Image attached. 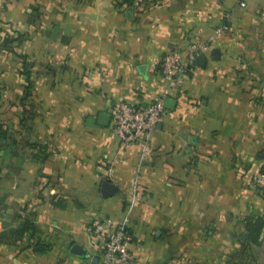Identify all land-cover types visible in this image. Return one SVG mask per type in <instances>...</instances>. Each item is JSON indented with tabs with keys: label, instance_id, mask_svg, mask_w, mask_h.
<instances>
[{
	"label": "crops",
	"instance_id": "1",
	"mask_svg": "<svg viewBox=\"0 0 264 264\" xmlns=\"http://www.w3.org/2000/svg\"><path fill=\"white\" fill-rule=\"evenodd\" d=\"M121 2L0 0V264H100L106 218L133 264L244 263V219L264 218V0ZM221 26L171 89L164 55ZM162 98L150 147L122 146L112 108ZM248 252L264 264V231Z\"/></svg>",
	"mask_w": 264,
	"mask_h": 264
},
{
	"label": "built area",
	"instance_id": "2",
	"mask_svg": "<svg viewBox=\"0 0 264 264\" xmlns=\"http://www.w3.org/2000/svg\"><path fill=\"white\" fill-rule=\"evenodd\" d=\"M226 29V26L216 28L205 41L200 37L195 38L186 52L173 50L164 55L161 71L169 80L171 89L179 87L180 77L192 70L196 59L213 46ZM165 113L164 98L144 105L119 102L110 113L113 133L122 146L137 145L142 150H147ZM254 185L264 190V173L255 179ZM92 235L95 246L100 247L102 251L100 264L135 262L136 258L132 251L134 236L125 222L116 224L110 218L99 220L93 226Z\"/></svg>",
	"mask_w": 264,
	"mask_h": 264
},
{
	"label": "trees",
	"instance_id": "3",
	"mask_svg": "<svg viewBox=\"0 0 264 264\" xmlns=\"http://www.w3.org/2000/svg\"><path fill=\"white\" fill-rule=\"evenodd\" d=\"M121 5L132 6L135 0H121ZM23 74L26 76L28 81V86L26 88L25 98H28L32 94V83L30 81V74L28 69H24ZM8 133L4 127L0 124V140H7ZM244 225L246 229V246L239 254L238 259L240 262L252 264V257L248 254V250L252 246H260L262 244V234L264 231V218L258 216H247L244 219ZM29 227V224H26L25 227ZM251 260V261H250Z\"/></svg>",
	"mask_w": 264,
	"mask_h": 264
},
{
	"label": "water",
	"instance_id": "4",
	"mask_svg": "<svg viewBox=\"0 0 264 264\" xmlns=\"http://www.w3.org/2000/svg\"><path fill=\"white\" fill-rule=\"evenodd\" d=\"M60 31H61V29L56 28L54 30V36L57 35V33L60 32ZM217 54H218V51L215 52V55H217ZM196 63H197L198 66L205 67L206 66V58L204 57V55H200L196 59ZM170 103H171V100L168 101V103L166 104V107H169ZM109 118H110L109 114H102L100 116V121L105 120V119L109 120ZM101 193H102V196L104 198H110V197H113V196H115L117 194V188L112 183L105 181L102 184ZM243 240H245L244 237H243ZM74 253L77 254L80 257H83V258L89 257L88 251L85 250L84 248H80L78 246L74 247ZM99 261H100V257L99 256L94 258V262L95 263H97Z\"/></svg>",
	"mask_w": 264,
	"mask_h": 264
},
{
	"label": "rangeland",
	"instance_id": "5",
	"mask_svg": "<svg viewBox=\"0 0 264 264\" xmlns=\"http://www.w3.org/2000/svg\"><path fill=\"white\" fill-rule=\"evenodd\" d=\"M248 254H250V252H248ZM251 261V260H250ZM239 264H250V263H239ZM252 264H253V261H252Z\"/></svg>",
	"mask_w": 264,
	"mask_h": 264
}]
</instances>
